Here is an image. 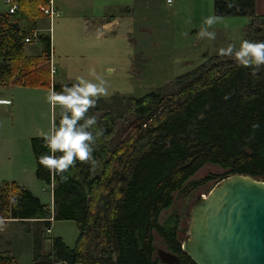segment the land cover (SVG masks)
I'll list each match as a JSON object with an SVG mask.
<instances>
[{"label":"trees","instance_id":"obj_1","mask_svg":"<svg viewBox=\"0 0 264 264\" xmlns=\"http://www.w3.org/2000/svg\"><path fill=\"white\" fill-rule=\"evenodd\" d=\"M20 1L13 14L0 15V88L49 89L44 64L52 55L51 38L36 33L35 0ZM213 11L219 17L247 18L245 38L264 41V17L256 15V0H214ZM31 44L41 47L38 57L26 56ZM64 87L51 88L59 92ZM98 110L105 116L97 120L104 136L93 152L95 164L101 161L95 176V164L77 161L63 174L66 179L53 178L38 162L47 152L43 139H32L35 177L53 184V206L4 183L0 218L44 223L47 230L55 221L76 224L73 248L56 238L50 253L32 264H160L154 233L180 264H194L182 250L177 219L162 225L159 217L172 205L173 194L206 165L225 174L195 185L215 186L233 175L264 181V66L253 75L230 57L215 56L142 98L97 99L88 114ZM124 114L129 116L118 130ZM14 261L10 252H0V264Z\"/></svg>","mask_w":264,"mask_h":264},{"label":"rangeland","instance_id":"obj_2","mask_svg":"<svg viewBox=\"0 0 264 264\" xmlns=\"http://www.w3.org/2000/svg\"><path fill=\"white\" fill-rule=\"evenodd\" d=\"M208 1L209 9L206 7V0H172L171 5L167 0H135L132 2L131 15L118 21V25L104 30L101 26L108 23L107 21L91 20L96 16L105 18V14H99L98 10H95L96 4L89 6L88 2H85V7L72 4L62 12L59 11V18L53 20L50 25L49 20L39 11L40 6L45 4L43 0L33 1L32 6L37 8L35 22L40 24L38 29L51 38V57L56 74H51L50 61L44 64L45 68H48V80L51 85L49 89L37 90L42 92V98L36 100L37 106L42 105V122L40 118L37 122L32 118L31 101L34 99L26 94V89H0V92L7 93L14 105L13 112L16 111L14 118L7 121L5 128H13L17 133L20 141L18 149L27 164L25 171H18L16 176H6L15 180H0V186L3 183H16L18 187L29 190L43 204L51 203V188L35 177V157H30L26 151V138H35L37 129H40L41 133L47 132L54 116L56 120L60 117L61 109L57 107L53 111L47 102L53 85H72L77 82L78 77L94 81V77L89 74L94 71L96 76L106 81L109 91L107 97L99 98L102 101L110 102L115 97L124 100L139 99L152 91L164 88L176 78L207 65L209 59L219 56V48L233 42L239 46V41L246 39L244 31L250 22L244 17H220V22L211 29L216 32L214 41L198 37L203 19L214 13V0ZM12 3L17 6L19 0H13ZM12 3L0 0V15L9 13ZM39 52L38 44L26 46L25 54L28 57H35ZM124 109H127L126 105ZM94 114L97 120L105 116L99 110L96 113L94 111ZM128 116L129 114H124V117H121L118 130L122 128L121 125ZM28 147L30 148L29 144ZM98 165L92 177L99 171L101 161ZM224 174L225 171L219 167L204 166L181 191L173 194L172 205L161 213L159 223L162 225L170 219H177L178 239L182 245L189 229L185 215L191 203L198 196L206 197L207 192L214 187L213 182L201 186L195 184L211 175ZM0 219L4 229V232L0 233V252H11L14 264H32L37 256L48 255L56 238H61L67 247L73 248L79 236L73 221L52 222L51 228L47 230L44 223H5V220ZM154 247L156 258L158 250H166L156 233Z\"/></svg>","mask_w":264,"mask_h":264},{"label":"water","instance_id":"obj_3","mask_svg":"<svg viewBox=\"0 0 264 264\" xmlns=\"http://www.w3.org/2000/svg\"><path fill=\"white\" fill-rule=\"evenodd\" d=\"M185 219L182 250L194 264H264V181L230 176L196 197ZM156 256L160 264H180L167 250Z\"/></svg>","mask_w":264,"mask_h":264},{"label":"clouds","instance_id":"obj_4","mask_svg":"<svg viewBox=\"0 0 264 264\" xmlns=\"http://www.w3.org/2000/svg\"><path fill=\"white\" fill-rule=\"evenodd\" d=\"M172 4V0H167ZM221 18L215 13L206 16L202 21L197 35L200 39L214 41L216 32L213 26L219 23ZM221 56L230 57L239 66L252 69L254 75L264 66V41H251L241 39L239 46L229 43L226 47L218 49ZM94 77L88 80L78 77L77 82L70 87L65 86L57 92L51 89L47 96V102L55 111L61 109L59 121L55 116L47 132H42L43 146L47 149L46 154L38 158V162L48 169L53 178L63 175L73 168L77 161L95 164L93 152L97 141L104 136V131L97 125V117L89 115V109L95 108L97 99L109 95L106 81L89 73Z\"/></svg>","mask_w":264,"mask_h":264},{"label":"crops","instance_id":"obj_5","mask_svg":"<svg viewBox=\"0 0 264 264\" xmlns=\"http://www.w3.org/2000/svg\"><path fill=\"white\" fill-rule=\"evenodd\" d=\"M45 1L46 3L42 6H45L49 0H45ZM51 1L53 2L54 7L60 12H62L64 9H66L72 4H75L79 7H85L84 6L85 2H88L89 6L96 4L95 10H98L99 14H105V18L102 19L96 16V17L91 18V20L94 22H98L100 20L107 21L108 23L101 26V29L104 30V29H108L112 27L113 25H118L117 23L118 21H121L127 18L129 15H131L132 6H133L132 2H134L135 0H51ZM206 1L208 2V6L206 7L209 9L210 7L209 1L208 0ZM20 2L21 1L19 0L17 9L22 6V3L20 6ZM123 6H126V8ZM85 11H88V10H85ZM256 15L259 17H264V0H256ZM43 21H47V20L43 19ZM36 25H37L36 33L43 35V36H47L46 34H43L41 32L42 30L38 29V26H40V24L38 25V23H36ZM40 54H41V49H40L39 54L35 57H38ZM16 88H19L21 90L26 89L28 91L26 92V94H28V96H30L31 99H34L33 101H31V105H32L31 111L33 113L32 118L35 119L36 122L40 118V122H42V105L37 106V101H36L42 98V92H38L37 90L39 89H31V88H23V87H16ZM13 89H15V87ZM13 106L14 105L12 101L8 98L7 93H4L1 91L0 92V107H2V109H0V118L2 119L0 121V180H15V179H10L11 177H6V176H12V175L16 176L18 174V171H22V170L25 171V168L27 166L26 162L23 161V155L21 151L18 149V144L20 141L18 139L17 133L14 131L13 128H5L7 121H9V119L14 118V112L16 111L13 112ZM6 115H7V118H5ZM45 118H46V113H45ZM36 134L37 135L35 138H29V137L26 138V151H28V153L30 154V157L33 155L31 140L36 139V138L43 139L41 136L40 129H37ZM28 144L30 145V148L28 147ZM98 163L99 161L95 164V169L97 166H99ZM35 171H36V162H35ZM12 184L16 185V183H12ZM52 190L53 189H51V194H52ZM47 205H50L51 207L53 206V196L51 199V203ZM3 220L6 221L5 223L34 224L33 221L22 222V221H16V220H8V219H3ZM2 223L3 222L0 219V233L4 232ZM1 241L2 239L0 235V247H1Z\"/></svg>","mask_w":264,"mask_h":264},{"label":"built area","instance_id":"obj_6","mask_svg":"<svg viewBox=\"0 0 264 264\" xmlns=\"http://www.w3.org/2000/svg\"><path fill=\"white\" fill-rule=\"evenodd\" d=\"M9 3H12L13 0H8ZM15 11H17V6H15L13 3L9 9V14H13ZM39 11L41 14L47 18L50 22V25L52 24L53 20L59 18V11L54 7L53 2L49 0L45 6H41L39 8ZM51 31V28H50ZM33 38H36V35L34 34ZM32 39L25 40V43H30ZM51 65V74H56V69L53 66L52 59L50 58ZM52 89V88H51ZM51 189H53V184L49 186Z\"/></svg>","mask_w":264,"mask_h":264}]
</instances>
